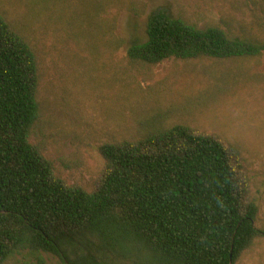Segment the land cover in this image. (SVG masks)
<instances>
[{
  "label": "trees",
  "instance_id": "trees-1",
  "mask_svg": "<svg viewBox=\"0 0 264 264\" xmlns=\"http://www.w3.org/2000/svg\"><path fill=\"white\" fill-rule=\"evenodd\" d=\"M263 51L162 8L128 56L153 65ZM38 87L34 48L0 14V264L25 250L65 264H236L264 234L240 147L184 123L104 144L95 189L69 184L30 140Z\"/></svg>",
  "mask_w": 264,
  "mask_h": 264
},
{
  "label": "rangeland",
  "instance_id": "rangeland-1",
  "mask_svg": "<svg viewBox=\"0 0 264 264\" xmlns=\"http://www.w3.org/2000/svg\"><path fill=\"white\" fill-rule=\"evenodd\" d=\"M165 8L201 28L264 43V0H0V14L31 43L40 112L30 140L56 174L93 191L101 146L184 123L240 147L264 231V51L232 59L132 60L152 12ZM65 264L28 250L4 264ZM236 264H264V234Z\"/></svg>",
  "mask_w": 264,
  "mask_h": 264
}]
</instances>
